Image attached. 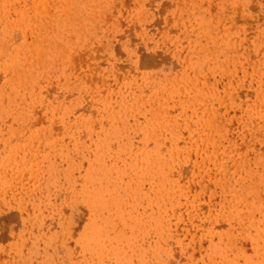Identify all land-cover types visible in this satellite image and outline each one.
I'll return each mask as SVG.
<instances>
[{"label":"rangeland","instance_id":"1","mask_svg":"<svg viewBox=\"0 0 264 264\" xmlns=\"http://www.w3.org/2000/svg\"><path fill=\"white\" fill-rule=\"evenodd\" d=\"M0 63V264H264V0H0Z\"/></svg>","mask_w":264,"mask_h":264},{"label":"bare ground","instance_id":"2","mask_svg":"<svg viewBox=\"0 0 264 264\" xmlns=\"http://www.w3.org/2000/svg\"><path fill=\"white\" fill-rule=\"evenodd\" d=\"M235 6H237V5H235ZM243 9H244V8H243ZM233 11H234V9H233ZM20 26H21V25H20ZM18 37H19V36H18ZM35 50H36V53H37V50H38V49L35 48ZM64 50H65V48H64ZM37 54H38V53H37ZM1 63H2V62H1ZM1 63H0V64H1ZM9 70H10V69H9ZM8 72H9V71H8ZM59 76H60V75H59ZM96 76H97V75H96ZM256 78H257V77H256ZM112 82H113V81H112ZM114 85H115V84H114ZM256 89H257V88H256ZM250 90H251V89H250ZM16 98H17V97H16ZM209 114H210V113H209ZM40 116H41V115H40ZM237 119H238V118H237ZM43 120H44V119H43ZM225 120H226V119H225ZM34 122H35V121H34ZM105 126H106V125H105ZM190 126H191V125H190ZM166 145H167V144H166ZM163 150H164V149H163ZM192 169H193V168H192ZM186 178H187V177H186ZM188 182H189V181H188ZM207 217H208V216H207ZM192 222H193V221H192ZM206 224H207V223H206ZM196 238H197V237H196ZM220 244H221V243H220ZM187 259H188V258H187Z\"/></svg>","mask_w":264,"mask_h":264}]
</instances>
